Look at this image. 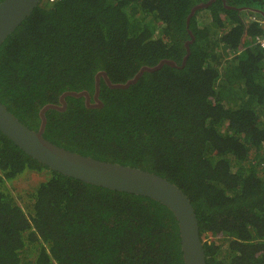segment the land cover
I'll use <instances>...</instances> for the list:
<instances>
[{
  "label": "trees",
  "instance_id": "obj_1",
  "mask_svg": "<svg viewBox=\"0 0 264 264\" xmlns=\"http://www.w3.org/2000/svg\"><path fill=\"white\" fill-rule=\"evenodd\" d=\"M207 1L42 0L0 45V99L39 129L43 107L76 91L46 110L49 140L179 185L208 264H264V49L254 43L264 30L247 19H264V0H214L188 26ZM192 35L185 67L172 65ZM27 170L50 173L29 212L6 186ZM28 243L38 246L24 262ZM183 254L167 205L54 170L0 130V264H185Z\"/></svg>",
  "mask_w": 264,
  "mask_h": 264
},
{
  "label": "water",
  "instance_id": "obj_2",
  "mask_svg": "<svg viewBox=\"0 0 264 264\" xmlns=\"http://www.w3.org/2000/svg\"><path fill=\"white\" fill-rule=\"evenodd\" d=\"M41 1L3 0L0 2V45ZM213 1L201 2L192 8L187 18L188 26L196 12L208 7ZM194 40L195 37L192 35V40L187 41V53L183 57L182 63L179 65L171 61L172 65L180 68L185 67L191 54L190 44ZM140 74L141 72L129 82L137 81ZM99 80L95 99L97 100L96 104L101 106L103 102L98 98ZM82 93L88 96L87 102L91 105L89 93L83 91L79 94ZM69 94L78 95L76 91L64 92L61 96L63 105L47 104L43 107L39 129L31 128L21 121L0 99V130L29 155L54 170L92 184L145 195L164 203L174 212L179 221L185 264H208L195 207L179 185L162 175L141 167L98 159L72 151L52 142L44 135L46 110L50 107L64 110L67 105L66 96Z\"/></svg>",
  "mask_w": 264,
  "mask_h": 264
},
{
  "label": "rangeland",
  "instance_id": "obj_3",
  "mask_svg": "<svg viewBox=\"0 0 264 264\" xmlns=\"http://www.w3.org/2000/svg\"><path fill=\"white\" fill-rule=\"evenodd\" d=\"M50 175L49 170L42 172L27 170L17 178L7 182V188L16 197L18 203L29 212V204L31 202V193L35 188ZM38 244L28 243L26 251L23 255L24 262H29L34 258V251Z\"/></svg>",
  "mask_w": 264,
  "mask_h": 264
},
{
  "label": "built area",
  "instance_id": "obj_4",
  "mask_svg": "<svg viewBox=\"0 0 264 264\" xmlns=\"http://www.w3.org/2000/svg\"><path fill=\"white\" fill-rule=\"evenodd\" d=\"M252 18L254 20H258L259 23L264 25V19L258 18L256 15H253ZM255 44H257L259 47L264 49V31L262 33H259L256 35L255 40H254Z\"/></svg>",
  "mask_w": 264,
  "mask_h": 264
},
{
  "label": "crops",
  "instance_id": "obj_5",
  "mask_svg": "<svg viewBox=\"0 0 264 264\" xmlns=\"http://www.w3.org/2000/svg\"><path fill=\"white\" fill-rule=\"evenodd\" d=\"M260 12L262 13V14H264V10H262V9H260ZM252 13H249V15H247V19H249V20H252V21H258V20H254L253 18H252V16L253 15H256L257 17L259 16L257 13H253L252 15H251ZM259 18V17H258ZM259 22V21H258ZM260 25H261V27L263 28V30H264V25L263 24H261V23H259ZM255 43V42H254ZM257 45V44H256Z\"/></svg>",
  "mask_w": 264,
  "mask_h": 264
}]
</instances>
